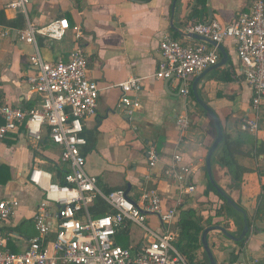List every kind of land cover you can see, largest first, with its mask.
Listing matches in <instances>:
<instances>
[{
    "label": "crops",
    "instance_id": "crops-1",
    "mask_svg": "<svg viewBox=\"0 0 264 264\" xmlns=\"http://www.w3.org/2000/svg\"><path fill=\"white\" fill-rule=\"evenodd\" d=\"M10 1L0 0V10L6 20L14 21L19 14L5 9ZM173 2L34 0L28 6L27 18L38 27L58 19H66L70 25L60 41L37 38L45 61L67 60L76 49L82 50L88 60V77L98 84L100 93L96 115L82 121L86 145L80 151L85 157V171L97 178L100 190L104 193L129 190L127 195L138 203L145 190L156 189L165 209H175L177 217H181L182 211L193 210L203 224L220 202L213 193L205 192L208 179L205 160L217 131L213 119L197 103L192 92L195 79L201 76L196 83V94L216 115L223 137L232 144L233 162L247 170L242 174L240 187L232 188L231 175L219 161L221 149L218 146L211 159L213 179L231 193V200L252 219L243 247L219 231L208 234V246L217 264L232 261V254L236 259L246 260L247 264H264V214L255 216L259 197L264 194V103L258 116L257 133L243 132L240 123L251 114L252 92L245 81L235 42L226 39L218 45L221 50L217 47L219 61L216 65L222 61L223 54L227 57L226 63L193 76L187 99L179 96L172 81L154 78L160 61L158 45L163 35L184 44L214 46L185 33L187 23L216 20L227 25L246 13L252 0H206L204 9L196 0H177L172 9ZM23 21L22 28L26 25L24 17ZM22 28L0 25V105L30 110L38 105L37 97L26 82L35 72L29 62L33 47L17 40L15 31ZM131 77L142 78V85L138 93L129 96L137 98L140 106L128 115L118 106L119 85ZM181 115L189 120V127L183 132L176 123ZM19 138L0 141V165L9 167L11 175V180L0 186V200L16 199L19 203L15 214L0 223V249L13 253H22L28 240L35 236L32 218L42 194L28 183L31 169L46 170L57 178L56 170L63 168L60 150L46 134L40 144ZM150 148L158 156L153 168L148 167L146 155ZM175 154L181 155L180 165L190 172L185 183L165 174ZM190 186L194 187L191 192L188 191ZM176 218L171 229L177 240ZM217 220L221 221L219 226L232 234L238 229L232 219ZM229 221L232 227L227 225ZM147 224L156 232L163 230L157 216L147 215ZM11 228H17L18 232ZM120 237L125 238L126 246H119L132 250L146 239L144 232L132 224L116 235L117 245ZM201 252L202 249L198 255Z\"/></svg>",
    "mask_w": 264,
    "mask_h": 264
},
{
    "label": "built area",
    "instance_id": "built-area-1",
    "mask_svg": "<svg viewBox=\"0 0 264 264\" xmlns=\"http://www.w3.org/2000/svg\"><path fill=\"white\" fill-rule=\"evenodd\" d=\"M33 1L11 0L5 9L26 19L25 27L15 34L19 42L33 47L29 62L35 72L26 82L37 97L38 105L30 110L0 105V141L25 137L40 144L46 134L60 150L64 174L60 183L51 172L31 169L28 183L42 194L32 218L35 236L28 240L22 253L0 249V264H188L174 245L176 234L171 226L177 212L163 207L156 189L145 190L137 203L124 190L102 192L97 178L85 171V157L80 151L86 145L82 121L96 115L100 89L88 77V60L82 50L76 49L67 60H44L37 38L60 41L70 25L66 19L53 20L41 27L30 23L27 11ZM185 33L201 36L215 45L184 44L163 35L158 45L160 61L154 78L172 81L179 96L187 99L191 78L215 66L219 61L217 46L232 39L252 92L251 114L241 121L240 129L256 134L264 103V0H252L249 10L227 25L216 20L188 22ZM141 85L142 78L138 77H131L119 85L118 106L128 115L140 106L137 98L129 96L138 93ZM176 123L180 132L189 127L186 115L179 116ZM146 155L148 167L153 168L158 161L155 150L150 148ZM181 161V155L175 154L165 174L185 183L190 172L180 165ZM193 190L192 186L188 188L190 192ZM97 199L103 200L111 212L94 216L90 209ZM18 206L16 199L0 200V223L7 222ZM147 215L157 216L163 230L156 232L150 228ZM131 224L146 236L133 250L115 243L116 235ZM227 225L233 226L230 221ZM227 264L247 262L239 258Z\"/></svg>",
    "mask_w": 264,
    "mask_h": 264
},
{
    "label": "trees",
    "instance_id": "trees-1",
    "mask_svg": "<svg viewBox=\"0 0 264 264\" xmlns=\"http://www.w3.org/2000/svg\"><path fill=\"white\" fill-rule=\"evenodd\" d=\"M144 2H147L149 0H142ZM206 0H196V4L200 5L202 9H204ZM0 25H8L11 27H17L22 28L24 26V21L22 15H18L14 21L6 20L3 12L0 10ZM230 142L227 140V137H223V141L220 143L219 148L221 149V157L219 159L222 167L227 170V173L231 176V187L232 188H239L241 177L243 173H246V169H242L237 164L233 162V153L231 151L232 144H229ZM10 145L11 143L8 142ZM233 149V148H232ZM232 173V174H231ZM64 174L63 169L58 168L56 170L57 175L55 178L56 181H59L62 183V176ZM11 180L10 175V169L9 167L5 165H0V186H5L9 181ZM217 185V184H216ZM229 198L230 192H227V190L222 189L219 185H217ZM205 192L208 194L209 192L213 193L217 199L219 200V204L215 206L214 212L210 218H208L207 221H205L203 224L201 222V219L196 216L195 211L193 210H185L180 212L182 215L181 217H177L176 213V232H177V240L175 242V248L176 250L185 257L188 264H210L208 261V258L206 254L201 252V255H198V252L202 249L200 244V235L202 231L204 230L205 226H219L221 221L217 219H222V217H226L229 219H232L238 229L234 233L235 235H239L242 228H243V216L240 212H237L234 210L231 206H229L225 199L222 198L210 185L208 179L206 180V186H205ZM264 191V187L262 188ZM260 203L256 210L255 216L256 218L259 217L260 214H264V194H262L260 197ZM239 208L240 206L236 204ZM91 213L94 216L98 215H104L106 213H110L111 211L105 204V202L101 199H97L94 203V205L91 207ZM245 213V211H244ZM215 219V220H214ZM254 219V218H253ZM247 224L250 228L252 225V219L247 217ZM13 232H18L17 228H11L10 229ZM249 233L247 234L246 238L248 237ZM245 242V239H242L240 242L235 243L236 245L243 247ZM125 248V247H123ZM237 256L232 254V261L236 260ZM264 263V260H263Z\"/></svg>",
    "mask_w": 264,
    "mask_h": 264
},
{
    "label": "water",
    "instance_id": "water-1",
    "mask_svg": "<svg viewBox=\"0 0 264 264\" xmlns=\"http://www.w3.org/2000/svg\"><path fill=\"white\" fill-rule=\"evenodd\" d=\"M177 0H174L173 2V8L174 9V5L176 3ZM193 39L195 40H200V41H206L209 42L211 45H215V43L211 42L208 39H205L201 36L195 35L193 34L191 36ZM219 50H221L220 46H217ZM227 57L225 54H223V58L222 61L216 65V66H222L226 63ZM214 66V67H216ZM214 67H211L205 71H208ZM201 77V76H200ZM200 77L196 78L193 85H192V92L193 95L197 101V103L210 115V117L213 119L215 127H216V131H217V135L216 138L214 140V142L212 143L211 147L209 148L208 154L206 156V160H205V170H206V174H207V178L208 181L210 183V185L212 186V188L222 197L225 199L226 203L231 206L234 210H236L237 212H240L243 216V228L240 232V234L237 236L235 234H232L231 232H229L226 228L222 227V226H209L207 228H205L202 233H201V237H200V244L202 247L203 252L206 254L208 261L210 264H217L216 260L208 246V242H207V236L210 232L212 231H219L221 232L227 239L232 240L233 242L237 243L240 242L242 239H246L247 234L249 233V227L247 224V216L244 213V211L239 208L236 203L234 201L231 200V198H229L215 183L213 176H212V170H211V159L212 156L214 154V152L216 151V149L218 148V146L220 145V143L223 141V132L221 129V126L219 124V121L216 117V115L210 110V108H208L202 101H200V99L198 98L197 94H196V83L198 82V80L200 79ZM129 190H126L125 193L127 194Z\"/></svg>",
    "mask_w": 264,
    "mask_h": 264
},
{
    "label": "rangeland",
    "instance_id": "rangeland-1",
    "mask_svg": "<svg viewBox=\"0 0 264 264\" xmlns=\"http://www.w3.org/2000/svg\"><path fill=\"white\" fill-rule=\"evenodd\" d=\"M22 181H20L21 183ZM24 183V182H23ZM253 232H255V229L253 230ZM138 232H136L135 234H137ZM118 239V238H117ZM117 243L118 245H122V246H126L125 244V238L124 237H120L118 240H117Z\"/></svg>",
    "mask_w": 264,
    "mask_h": 264
}]
</instances>
